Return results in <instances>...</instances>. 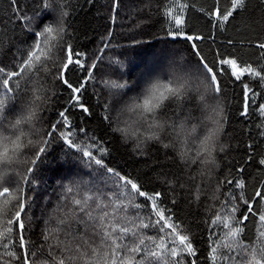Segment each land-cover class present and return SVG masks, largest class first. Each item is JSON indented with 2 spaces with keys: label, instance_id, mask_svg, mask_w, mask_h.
I'll use <instances>...</instances> for the list:
<instances>
[{
  "label": "snow or ice",
  "instance_id": "obj_1",
  "mask_svg": "<svg viewBox=\"0 0 264 264\" xmlns=\"http://www.w3.org/2000/svg\"><path fill=\"white\" fill-rule=\"evenodd\" d=\"M30 2L0 16V264H264V0H146L162 46L138 61L111 29L78 43L79 0ZM154 145L175 172L111 162Z\"/></svg>",
  "mask_w": 264,
  "mask_h": 264
},
{
  "label": "trees",
  "instance_id": "obj_2",
  "mask_svg": "<svg viewBox=\"0 0 264 264\" xmlns=\"http://www.w3.org/2000/svg\"><path fill=\"white\" fill-rule=\"evenodd\" d=\"M20 2L23 4L25 0H20ZM145 2L146 0H119L118 11L112 13V0H94V3L91 5L85 3V0H79V4L76 5L77 14L70 21L71 27L77 30L78 43L83 48L89 50L95 48L98 45L100 35L106 34V32L111 29L114 33L111 38L113 43L121 45V47L116 50L117 52H123L124 55L134 61L150 57L161 48L162 45L159 36L162 35V33L159 32V24L156 23L155 17H150L146 8L141 11L142 5ZM198 2L202 3L203 0H198ZM208 2L211 3L212 0H208ZM29 5L31 8L30 0ZM6 9V0H0V16L4 15ZM7 10L10 12V9ZM154 11L155 9H153V12ZM112 15L116 16L115 23L111 20ZM256 15L258 16V13H256ZM190 16V23L193 27L199 28L204 24V18L198 13L193 11L190 13ZM140 21H145V23L140 24V27L133 28V26ZM129 29L133 30L129 31ZM0 32H3L2 27H0ZM235 35L234 28L230 25L227 32L218 35L217 43L219 44L221 40L234 37ZM133 37L143 41V43L139 45L133 44ZM20 38L19 36L17 37V39ZM221 47L222 50H225L226 45H222ZM121 58H123V56ZM3 59L7 62L6 57H3ZM89 92H91V89H89ZM85 100L87 103L91 104H95L96 102L94 96L89 97L87 94ZM243 123L244 122L237 120L231 121L228 125V133H231L233 129L239 130ZM90 124H94V121H90ZM105 139L107 140L109 137H105ZM225 139H227V136H225ZM158 148V145H154L149 149L150 158L146 162L144 160H138L131 155L130 151L124 148H117L112 154L111 162L125 172H131L133 175H140L143 173L152 175V172L146 165H154L156 171H161V169H163L165 172H175L176 166L173 161L167 159L163 149L157 150ZM169 155H172L171 151H169ZM45 179L47 180V184L42 185V188L50 193L52 191L51 186L54 184L52 173L49 172ZM161 187L163 186L161 185ZM165 195L167 197L166 190ZM183 197L184 194L181 193L179 209L182 211L178 210V215L180 219L187 223L196 215L198 209L195 205H187V201ZM202 210L203 208L201 206L199 211L202 212ZM39 231L40 229L37 228V234Z\"/></svg>",
  "mask_w": 264,
  "mask_h": 264
}]
</instances>
